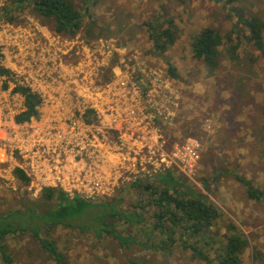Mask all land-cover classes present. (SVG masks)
Listing matches in <instances>:
<instances>
[{"label": "rangeland", "instance_id": "1", "mask_svg": "<svg viewBox=\"0 0 264 264\" xmlns=\"http://www.w3.org/2000/svg\"><path fill=\"white\" fill-rule=\"evenodd\" d=\"M73 1L79 9L89 7L95 15V21L86 18L85 28L76 36L55 33L52 21L32 8L21 11L15 22L7 20L1 12L7 0H0V30L12 32L27 27L34 34L30 43L35 44L38 40L43 44L42 39L50 34L60 36L67 50L64 63L89 65L87 68L97 75L93 86L98 90L116 79L134 83L146 102V111L156 115L167 150L189 138L200 141L201 159L193 172L179 166L171 169L204 192L207 185L209 196L226 219L239 225L249 240L242 264H264V200L250 198L238 179V175L243 176L264 189V54L248 42V31L229 9L236 6L245 16L256 15L264 20V0H237L229 5L226 0ZM168 17L174 18L178 26L177 41L167 52L159 53L146 23L158 22V18L165 23ZM89 25L92 35H86ZM207 26L217 28L224 39L230 33L234 42L240 39L237 60L229 56V43L221 48L217 68L194 57L193 36ZM4 39L11 45L9 52L5 49L7 56H13L14 38ZM5 58L1 60L9 65ZM169 63L177 69L178 78L171 76ZM140 68L146 69L147 75L141 74ZM133 182L120 183L111 194L96 200L117 196ZM27 185L17 180L16 188H0V213H19L21 220L13 218L18 225L30 209L42 212L50 205L40 194L28 191ZM221 231L226 232L224 225ZM42 235L53 238L74 264H218L214 253L210 254L213 261L208 263L193 257L191 250L179 247L170 253L139 246L123 249L113 239L99 241L89 231L60 225L49 231L43 229ZM8 242L12 264H54L30 233L12 236ZM0 264H8L1 253Z\"/></svg>", "mask_w": 264, "mask_h": 264}, {"label": "built area", "instance_id": "2", "mask_svg": "<svg viewBox=\"0 0 264 264\" xmlns=\"http://www.w3.org/2000/svg\"><path fill=\"white\" fill-rule=\"evenodd\" d=\"M33 35L27 27L0 30L1 55L14 65L1 60L10 74L0 75V188H16L19 169L33 194L56 187L96 200L120 183L153 178L171 167L195 170L201 142L189 138L167 150L156 115L146 111L134 83L116 79L98 90L89 65L64 63L60 36L50 34L35 44ZM4 37L14 38L13 56H7ZM16 85L41 96L38 118L18 120L27 107Z\"/></svg>", "mask_w": 264, "mask_h": 264}, {"label": "trees", "instance_id": "3", "mask_svg": "<svg viewBox=\"0 0 264 264\" xmlns=\"http://www.w3.org/2000/svg\"><path fill=\"white\" fill-rule=\"evenodd\" d=\"M235 1L226 0L227 5ZM27 8L50 19L55 33L70 37L85 28L87 17L95 21L89 7L83 11L73 0H7L1 12L4 18L15 22L18 14ZM229 9L248 31V42L264 54V20L256 15L245 16L236 6ZM158 19V22L146 23L147 31L156 50L165 53L177 41L178 26L174 18H166L165 23ZM88 30L86 35H92L91 25ZM227 43L230 44L229 56L237 60L240 57V39L234 42L231 33L224 39L217 28L207 26L193 36V55L208 67L217 68L221 48ZM1 57L0 52V75H9L10 69L2 65ZM169 71L173 78L179 77L171 63ZM15 90L24 95L27 107L18 120L38 118L41 96L23 85H16ZM16 174L24 185L29 183L30 179L21 170L16 169ZM238 179L245 185L250 198L264 200V189L243 176L238 175ZM204 188L207 192L184 181L172 169L153 178L135 181L117 196L100 200L86 199L79 194L71 196L61 188L45 187L40 198L50 205L42 212L30 209L19 225L13 221L19 213H0V253L5 262L12 264L8 240L20 233H30L49 253L54 264H74L53 238L42 235L43 229L49 231L60 225L89 231L99 241L113 239L123 249L139 246L156 253H170L179 247L191 250L193 257L208 263L213 261L210 254L214 253L218 264H242L249 240L236 222L226 219L224 211L209 196L210 188L207 185ZM34 220L37 223H33ZM222 225L226 232L221 231Z\"/></svg>", "mask_w": 264, "mask_h": 264}, {"label": "crops", "instance_id": "4", "mask_svg": "<svg viewBox=\"0 0 264 264\" xmlns=\"http://www.w3.org/2000/svg\"><path fill=\"white\" fill-rule=\"evenodd\" d=\"M2 63V62H1Z\"/></svg>", "mask_w": 264, "mask_h": 264}]
</instances>
